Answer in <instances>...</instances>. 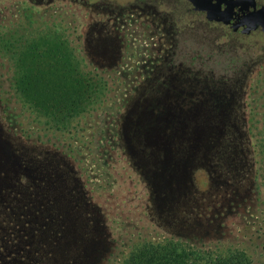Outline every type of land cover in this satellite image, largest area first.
I'll return each mask as SVG.
<instances>
[{"label":"rangeland","instance_id":"374dc122","mask_svg":"<svg viewBox=\"0 0 264 264\" xmlns=\"http://www.w3.org/2000/svg\"><path fill=\"white\" fill-rule=\"evenodd\" d=\"M136 1L60 0L50 15L36 14L34 21H22L20 7L10 13L0 4V151L6 150L0 160L10 174L0 175V188L13 183L22 214L32 193L36 208L41 195L53 199L52 225L69 231L59 240L60 259L75 255L77 243L81 247L72 264H122L141 243L166 238L241 250L253 264H264V168L257 153L264 35L243 37L197 20L179 0ZM132 12L141 15L120 32V48L113 49L119 60L108 67L92 47L99 32L114 36L116 18H132ZM157 12L166 20L157 21L167 29L163 37L153 36L146 21ZM58 22L69 26L70 43L44 33ZM20 34L30 39L34 55L54 58L44 67L75 64L78 77L90 80L92 91L76 112L62 107L47 113L15 87L24 68ZM219 101L216 115L226 119L222 126L236 134L237 146L225 133L220 155L213 157L209 147L208 156L199 149L191 154L185 137L212 129ZM23 256L15 263L23 264Z\"/></svg>","mask_w":264,"mask_h":264},{"label":"trees","instance_id":"16d2710c","mask_svg":"<svg viewBox=\"0 0 264 264\" xmlns=\"http://www.w3.org/2000/svg\"><path fill=\"white\" fill-rule=\"evenodd\" d=\"M32 47L33 45L29 49L31 52L25 54L23 58L22 66L24 68L20 69V72H17L15 87L22 93L28 103L47 113H52L53 110L59 111L62 107L64 110L70 109L69 111L76 112V108L78 107L79 109L81 107L80 104L84 102V99H88L92 91V83L90 80L85 76V78L78 77L76 73L77 67L74 63L75 67H44V65L50 62L49 60H54V58L50 57L48 52L34 55ZM74 55L72 52H68L70 60L71 58H75ZM46 56L48 58L44 60ZM220 104H222L221 101L215 103L214 125L211 130L204 132V135L200 136V144L194 141L196 138L194 136L188 135L185 137L186 144L191 147V154L199 149L203 155H207L208 147L213 157L221 154L219 147H224L221 146V142L219 141L225 133L227 135L228 126H222V124L226 123V119L223 116L216 115V107ZM68 105L73 107H69ZM81 109H84V106ZM222 118L224 120L221 121ZM257 153L264 168V124L261 137L257 142ZM2 160H0V175H10L1 170ZM12 185L13 183L11 182ZM11 186L7 188L9 190H6L3 183L2 188H0L2 195L0 197V264H16L15 261L19 254H25L22 257L23 264L74 263L76 257L81 252V247L78 246L79 243L76 246V254L68 255V260L65 259L63 261L59 257L60 253H62L59 240L63 236L65 237V233L69 237V231L67 229H61L60 227L55 228L52 225L57 217L56 215L53 217V214L49 212V207L52 206L53 199L51 200L48 196L41 195V202L36 208L34 207L36 205V198L33 195L34 193H32V196L28 197L25 202L23 207L24 214H22L20 211H17V202L14 198L22 195L15 193V188ZM30 189H33L32 185ZM18 220L25 221L23 224H16ZM39 222L41 223L40 225L37 224ZM43 237H46L47 240ZM66 249L64 250V254ZM122 264L253 263L250 257L241 250H222L217 247L209 248L190 244L176 238H166L161 241H146L141 243L132 250L130 256Z\"/></svg>","mask_w":264,"mask_h":264},{"label":"flooded vegetation","instance_id":"af4514ba","mask_svg":"<svg viewBox=\"0 0 264 264\" xmlns=\"http://www.w3.org/2000/svg\"><path fill=\"white\" fill-rule=\"evenodd\" d=\"M58 1H60V0H46V1L45 0H0V4H1L2 10L10 12V13H12L13 8H19L20 7L22 9V11L19 14H20L21 18L23 19L22 21H26V20L34 21V16L36 14H41L42 17L50 15V13H49L50 10L56 9V3ZM133 1L134 0H132V2ZM142 1H149V2L155 3L152 0H142ZM155 1H157L158 3H163V2L168 1V0H155ZM179 1H180V6L183 9V11L185 12V14H187L188 16L195 17L197 20L203 19V20L207 21V13L205 11L194 10V5L192 4V2L190 0H179ZM136 2H141V0H137ZM255 6H256L257 10L264 7V0H255ZM34 9L38 10L40 12L39 13H33ZM136 15H141V14H135L134 12H132V18H128V17L125 18L124 16H122L121 18L117 17L116 21H118V22L116 23V25H117L118 29H117V32H115L114 36H112V37L103 36L102 33L99 32V36L96 40L95 46L92 47V51L94 50L98 59L107 63L108 67L113 68L112 65H114L119 60L118 56H117V50H113V49L116 47L120 48L119 42L123 38V35L120 34V32H122L125 29V25H129V22L135 21ZM148 15H152V17L151 16L149 18L146 17V21L149 20L150 24L154 27L153 36H157V35H159V37L165 36V34H166L165 32H167V29L162 25V23L161 24L157 23V21H159V22H162V20L166 21L163 17V14H160V12H157V13H149ZM59 24H60L59 22L58 23H52L51 26H56L57 28L55 30L52 29L51 31H47L44 33L49 34V35L58 34L59 36H62V38L64 40H66V42L70 43L69 39H67L68 37H70L69 26H66L64 24H60L62 27V29H61ZM219 24H221V23H219ZM223 26H225V25H223ZM225 27L228 28V30L231 34L241 35V31L232 32L228 26H225ZM252 34L264 35V33L261 31V29H258L256 31L252 32ZM40 35H43V34H40ZM38 36L39 35H34L33 37H38ZM39 39H41V38H37V39L33 38V40L35 42L39 41ZM81 39H82V36L78 38V41H77L78 45L73 46V49L75 51H77L76 47L81 46ZM16 41L18 42V44H20L19 47L17 48V52H18V54H20V60L23 62V58H24L25 54L31 52L29 50L31 46L27 45L30 42V39L24 37L23 34H20L17 36ZM66 42L63 41V44L67 48L66 52L68 54L70 46ZM84 47H85V44H84ZM34 48L35 47L33 46L32 49H34ZM82 49H83V47H82ZM100 67H102V66H100ZM104 68H107V67L105 66ZM228 102H229V100L226 101V103H228ZM227 134L229 135V137H227L228 144L230 146L232 145L233 148L235 149V147L237 146L236 134H234V132L230 128L227 130ZM231 152H232L231 157L235 158L237 156L236 152L233 150ZM239 154H240V152H239ZM239 154H238V156H239ZM236 161H237V158L234 159L233 168H235L237 166V163H235ZM153 178H155V175L152 174V180H153ZM153 182L155 183V181H153Z\"/></svg>","mask_w":264,"mask_h":264},{"label":"water","instance_id":"95a60500","mask_svg":"<svg viewBox=\"0 0 264 264\" xmlns=\"http://www.w3.org/2000/svg\"><path fill=\"white\" fill-rule=\"evenodd\" d=\"M194 10L205 11L209 23H221L243 37L261 29L264 33V7L256 9L255 0H190ZM6 155V150L0 151Z\"/></svg>","mask_w":264,"mask_h":264},{"label":"crops","instance_id":"0c3cea01","mask_svg":"<svg viewBox=\"0 0 264 264\" xmlns=\"http://www.w3.org/2000/svg\"><path fill=\"white\" fill-rule=\"evenodd\" d=\"M194 141H196V142H198L199 143V141H200V136H196V138H195V140Z\"/></svg>","mask_w":264,"mask_h":264}]
</instances>
